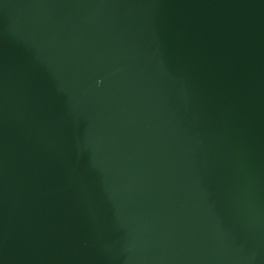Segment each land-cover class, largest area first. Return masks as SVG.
I'll list each match as a JSON object with an SVG mask.
<instances>
[{
	"label": "water",
	"instance_id": "95a60500",
	"mask_svg": "<svg viewBox=\"0 0 264 264\" xmlns=\"http://www.w3.org/2000/svg\"><path fill=\"white\" fill-rule=\"evenodd\" d=\"M0 264H264V0H0Z\"/></svg>",
	"mask_w": 264,
	"mask_h": 264
}]
</instances>
